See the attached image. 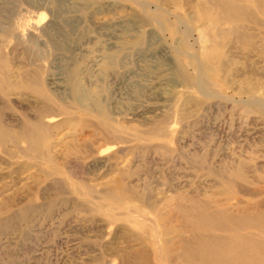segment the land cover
Returning <instances> with one entry per match:
<instances>
[{
  "label": "rangeland",
  "instance_id": "1",
  "mask_svg": "<svg viewBox=\"0 0 264 264\" xmlns=\"http://www.w3.org/2000/svg\"><path fill=\"white\" fill-rule=\"evenodd\" d=\"M202 1L0 0V25L16 13L21 33L0 62L17 81L0 105V126L17 135L0 143V264H144L136 251L148 257L179 222L159 208L167 197H231L233 210L264 200V48L231 37L204 59L200 38L230 24H211ZM249 9L258 35L264 16ZM28 84L67 109L49 135L52 161L34 158L45 150L36 137L21 138L39 103ZM239 162L245 180L232 175Z\"/></svg>",
  "mask_w": 264,
  "mask_h": 264
},
{
  "label": "bare ground",
  "instance_id": "2",
  "mask_svg": "<svg viewBox=\"0 0 264 264\" xmlns=\"http://www.w3.org/2000/svg\"><path fill=\"white\" fill-rule=\"evenodd\" d=\"M204 1H202L203 3H200V2H199L200 4L198 3L199 4V11L201 12V14L206 19L209 20V22L211 24H213V25H216L217 23H219V24L229 23L230 24L228 29L219 30V31H216L218 29H215V32H212V33H205L206 32L205 29H203L202 31L199 29V31H201V33L202 32L205 33V34L202 33L203 36H202V38H200V39H204V40H202L203 45L205 44L204 41L206 42V46H205V49L203 51L204 52V55H203L204 59H206L207 61H214L216 58H218L219 54H221L220 53L221 46L223 44H225V42L228 41L231 37L236 38V42L239 45H241L243 48H246L248 51H256L258 49L257 46L253 43L252 38H256L257 41L260 43V45H262V47L264 48V29H262L260 34L256 35V34L249 32L250 31L249 28L246 27V24H244V22H253L252 21L253 12L249 9L250 6H253L258 13H260L264 16V0H212L210 5L207 4L209 2L206 3ZM14 15H17V14L14 13ZM14 15L11 14L10 16L6 17L5 20L2 22V25H0V62L4 61L5 53L7 52V49H10V48L13 49L15 47L17 48V39H19V37H21V33L17 31V21L18 20L15 18ZM257 20L258 19H256V21ZM48 23H50V21ZM53 23H52V26H56V25H53ZM256 23H258L260 26H264V22L263 23L256 22ZM31 25L34 26L33 24H31ZM39 27H40V25H39ZM206 27L207 26L205 25L204 28H206ZM49 28H51V25ZM198 28H200V27H198ZM202 28H203V26H202ZM24 31H25V29H24ZM183 32H186V31H183ZM199 34H200V32H199ZM62 38H63V36H62ZM22 40H23V38H22ZM202 41H201V43H202ZM31 43H33V42H31ZM201 48L203 50V47H201ZM222 49H224V48L222 47ZM260 49H261V47H260ZM202 50H201V52H202ZM226 61H228V60H226ZM196 71H198V70H196ZM8 75H9V70L5 66H1V63H0V105H2V106L8 105L7 103H9V101H7V99H6L7 96H9V94H11L15 89H17V81H15V82H14V80L11 81L9 79ZM33 81H31L30 83H33ZM197 83H199V80ZM195 86H198V84ZM199 87H200V85H199ZM26 88L28 91L38 93V98H39L38 102L39 103L33 105L32 110L35 111L34 112L35 114L31 117L30 124L27 127L21 129V131H20L21 132V138L23 141H27V140H29L31 138H35V137H36V140H40V143H42V146L44 147L45 150L42 151V155H35L34 158H36V159L40 158V159H43L44 161L45 160L50 161L51 158L48 157V153H47V150L49 148V135H50L51 131L53 130V128L65 119V117H63L62 115L64 113H67V111H66L67 109L61 105H58V104H54V105L49 104V102H48V101H50L49 96L47 94H44V93H39L40 90L38 89V87H35V85L28 84ZM73 88L76 90L75 86H73ZM177 89H179V88H177ZM200 89H201V87H200ZM252 90H254V89H252ZM164 97H167V96L164 95ZM218 98H219V96H218ZM18 102H19V100H18ZM18 102L16 104H18ZM25 102H26V99H25ZM27 102H29V101L27 100ZM239 102L240 101H238L237 103H239ZM240 103H242V102H240ZM13 104H15V102ZM255 104L257 105L258 102H256ZM263 104L264 103H262V106H263ZM6 115L3 112L0 113V124L1 125H2V123L5 124L6 118L4 116H6ZM183 118H185V117H183ZM8 120H9V118H8ZM13 121H15V120H13ZM18 125H19V123L16 124L15 126L17 127ZM143 131H145V130H143ZM5 134H6V136H5ZM16 134H17V131H16ZM7 140H9V141L11 140V141H14V143H17V135L15 138L13 135H10L8 133V131L5 127L0 126V143L2 144ZM102 150L105 151V149H102ZM101 152H99L98 154L102 155L103 153L101 154ZM4 154H6L5 151L0 152V161L5 159ZM21 157H22V155H21ZM22 158H24V157H22ZM112 159H113V157H112ZM51 161H52V159H51ZM242 163H244V162H242ZM244 168H245V166L239 162L236 167L232 168L233 177L245 180ZM247 170H248V168H247ZM114 179H116V178H114ZM117 183L119 184V182H117ZM157 183H159V182H157ZM111 185L114 186V184H111ZM98 187H100V185ZM102 187L104 188V186H102ZM0 189H2V188H0ZM243 189H245V188H243ZM253 190H255V189H253ZM169 192H170V190H169ZM171 192H172V190H171ZM242 192H243V190H242ZM260 193H262L261 190H260ZM194 195H195V193H194ZM166 196H167V194H166ZM247 196H249V195H247ZM159 197H161V194ZM187 198H189V197H187ZM230 198L231 197H229V198L226 197L223 200L221 199V200H214V201H207V200H203V199L192 198V199H189V205L183 206L182 204H178V203L174 204L175 200L170 199V197L169 198L167 197V199H164L162 201V204L159 205V208H160V206L166 207V208L170 207L171 210L173 211V213L171 212L170 214H175V215L177 214L176 216L180 218L178 224L176 222L174 225L168 224V226H167V223H166L164 225L165 232L163 231L164 233L156 234L155 238H153V240L151 241V243H150L151 244V249H150L151 254L150 255H152V259L154 260V262H151L149 260L148 257L150 255L148 257L145 256V254L143 252L144 250H137V248H136L137 251H136L135 257H137L139 260L143 261L144 264H264V200H260L259 202L255 203V204H251L249 206H245V207H241V208H237V209L233 210V209H231V205L229 203ZM173 200H174V202H172ZM159 201H160V198H159ZM238 201H239V199L237 200V202ZM155 202H156V198H155ZM1 208L2 207L0 204V209ZM164 210H162V211H164ZM161 213L162 212H160V214ZM166 214H167V212H166ZM167 217H168V219L170 218L169 216H167ZM171 219L172 218H170V220ZM133 224L135 226H137V228L140 226L139 222H133ZM166 226H167V228H166ZM101 228H103V227L101 226ZM106 232H107V230H106ZM184 232L187 233L186 236L183 235ZM153 233H155V232H153ZM140 235H141L140 239L143 242L144 241V238H143L144 237V230H142L140 232ZM120 237H122V236H120ZM135 238H137V237H135ZM137 241H140V240H137ZM140 242H136V243H140ZM102 244L103 243H101V245ZM102 249H103V247H102ZM138 249H140V248H138ZM123 253H125V252H123ZM124 262H125V260H124Z\"/></svg>",
  "mask_w": 264,
  "mask_h": 264
}]
</instances>
